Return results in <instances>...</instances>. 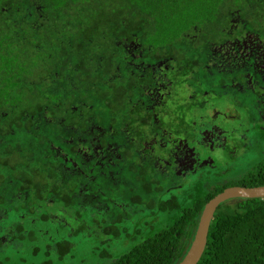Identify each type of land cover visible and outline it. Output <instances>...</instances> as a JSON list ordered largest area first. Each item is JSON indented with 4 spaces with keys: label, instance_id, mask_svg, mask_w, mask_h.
Masks as SVG:
<instances>
[{
    "label": "trees",
    "instance_id": "trees-1",
    "mask_svg": "<svg viewBox=\"0 0 264 264\" xmlns=\"http://www.w3.org/2000/svg\"><path fill=\"white\" fill-rule=\"evenodd\" d=\"M244 42L262 47L260 55L247 48L251 69L264 61V0H0L6 242L17 240L41 264L63 263L73 241L61 230L46 235L56 223L66 228L65 215L77 222L71 236L93 227L118 240L79 263L179 264L208 201L229 187L264 186V158L240 178H197L183 192L172 174L173 146L199 130L196 111L206 119L209 97L227 93L229 80L242 84L241 59L221 50ZM182 86L189 100L173 97ZM96 206L110 211L100 216ZM162 215H170L164 227ZM197 264H264V198L221 203Z\"/></svg>",
    "mask_w": 264,
    "mask_h": 264
},
{
    "label": "rangeland",
    "instance_id": "rangeland-1",
    "mask_svg": "<svg viewBox=\"0 0 264 264\" xmlns=\"http://www.w3.org/2000/svg\"><path fill=\"white\" fill-rule=\"evenodd\" d=\"M222 51L224 52L226 50H221V52ZM225 54H227V52H225ZM256 77L262 78L263 76L256 75ZM254 88H251L250 90L244 92L243 94H239L237 96L238 97L237 101L241 103L239 104V106L233 101V99L228 97V94H222L221 97L218 98L216 97V99L209 97L207 101L211 102L214 109H216V113H219L217 119L213 118L212 110H211L213 109V107H211L208 110L207 115L209 117H206V119L204 120H202L201 116H196L201 112L202 108L196 111L193 118H195L197 124H200V129H201L200 131H203V128L205 127L202 124V122L203 123L208 122L207 119L211 120L212 118V121L215 124H211V125L216 126V128H218V130H221L222 132V138L224 139L223 147L218 149L216 148L214 154L211 151L207 152L208 156H205L204 158L202 156V152L205 151L207 148L205 149L201 145L200 146L196 145L193 148L192 142L182 145V147H180V149L178 150V153L182 152V155L177 157L179 158V162H176L175 166L172 168L173 169L172 174H174L176 177L174 185L179 187L180 186L179 184H183L182 188H180L178 191L183 192L188 188L190 189L196 187V185H199L200 181L197 180V178H200L203 181L206 180L207 183H213L214 181H219L223 177H225L228 181L235 180L237 178H240L254 164H256L257 162H259L261 159L264 158V105L263 108L260 109L263 111V114L261 115L262 116L261 119L259 118L260 114L258 110L261 102H264V97H263L264 95L262 97L255 98V95L253 94L255 91ZM177 91H178L177 94L173 95V97H177L175 100H179L183 98L189 100V97L187 95L189 92L187 91V88L185 86H182V88ZM255 100H257L256 102H258V104H256V106L254 104L252 107L251 103H253V101ZM208 106L209 104H207L205 108H208ZM188 116L189 115H187V117ZM168 119H169V115L167 114L163 115V121L168 122ZM235 145H237L238 147L236 146L234 148ZM185 149H187L188 155L184 153ZM194 152H199L201 154V156L199 155L200 157H198V160L200 161V163L197 162L199 163L198 165H194L195 160H194V156L192 155ZM183 166L187 167V169L184 170V175L182 176L181 171L183 170ZM191 168L194 170V172H191ZM203 172L206 174L208 173L209 177L205 178L204 177L205 174ZM216 172L217 173L220 172L221 175L218 177H213V175L211 176V174L214 173L216 174ZM101 207L102 208H98L96 206V208H98L96 209V213H98L100 216L105 215L106 213H108V211H110V209L107 206L106 207L101 206ZM93 208H94V204L91 206L88 205L89 210L90 209L92 210ZM82 210L85 216L87 213H90V211H87V208L86 209L83 208ZM60 216L61 214L58 215V219L61 218ZM62 216L66 219L65 222L66 228L62 229L60 227L61 225L59 223H56L52 225L53 231H50V235H46V237L48 238L52 237V239H55L59 237L58 235L59 232L58 233L56 232L54 234V230L55 231L61 230L63 236L66 239L73 241V244L75 245V248L73 250L74 256L71 259H68L67 257V259H65L63 263L60 262V264H87L85 262L79 263V260L82 257V253L84 252L86 253L88 250H91L94 246H99V245L100 246L109 245L111 247L117 246L116 241L118 240L114 241L115 239L106 235L103 232V229L96 230L97 228L95 229L93 227H90L89 230L84 232V235L82 234L77 236L69 235L68 230L70 229L73 230V228L75 229V227L77 226L76 225L77 222L71 220L69 217H66L65 215ZM162 216L163 218L160 219H162L164 225H162L161 227H164L169 223L170 215H162ZM166 220L167 222H165ZM0 237L2 238L0 239L1 242L5 244L2 249V252L0 253V264H41L42 263V259L31 256L29 251L24 249L17 240L16 241L8 240L6 242L7 240L6 235L2 233V230H0ZM110 238H112V241H109ZM39 241H40L39 244L43 245L42 243L43 239L41 238ZM128 247L130 246L127 245V248ZM125 248H126L125 246L120 247L118 248V251L121 253L125 250ZM23 259L25 260V262H23Z\"/></svg>",
    "mask_w": 264,
    "mask_h": 264
},
{
    "label": "flooded vegetation",
    "instance_id": "flooded-vegetation-1",
    "mask_svg": "<svg viewBox=\"0 0 264 264\" xmlns=\"http://www.w3.org/2000/svg\"><path fill=\"white\" fill-rule=\"evenodd\" d=\"M236 48H237L236 51H229V52L227 51V54H228L227 56L225 54V51L224 52L222 51L221 54H222V58L228 57L231 62L236 61L237 59L239 61L241 59V62H240L241 71H240V73L244 74L243 75L244 78L242 79V84L238 85L237 83H234L233 81L229 80V81L226 82L227 84L224 85V88L225 87L228 88V89H226V91H227L228 94H230V98L233 99V101L236 104L239 105L241 103L237 101V98H238L237 96L239 94H243L244 92L250 90L251 88H254L255 86H256L254 88L255 91L253 93L255 95V98L256 97H262L264 95V81H263L264 80V61L251 63L252 66H251V69H250L249 68V63H247L248 60H249L248 55H251V56H253V55L248 49H254L256 51H259L260 52L259 55H260L261 52H262V47H260V48L259 47H255V46L253 47L252 45H250V42H244V45L242 46V48H238V47H236ZM237 54H242L243 56H240V58H238L239 56ZM256 57H258V56L256 55ZM255 61H256V59H255ZM211 64L213 65V67H215V68L217 67L219 69V71H218L219 73L224 71V69L221 70L219 68L220 67V63H219L218 66L216 65V62H212ZM224 66L225 65L222 64V67H224ZM247 72H249V73H247ZM256 75H262L263 77L262 78H259V77L257 78ZM194 86H196V85H194ZM197 86H198V88H201L199 84ZM236 87L238 89H236ZM214 89H215V87H214ZM216 90L220 91V85H218V84L216 85ZM234 92L236 93L235 97H234ZM227 93L225 92V94H227ZM200 94H201V96H205V94H208V93H207V91H205V92L202 91ZM256 101L257 100H255V101H253V103H251L252 107H253L254 104H255V106H256V104H258V102H256ZM263 105H264V102H261L260 107L258 108L259 114H260V117H259L260 119L262 118L261 115L263 114V111L260 110V109L263 108ZM211 110H212L213 118L217 119L218 116H219V113H216V109H214V107ZM206 112H208V111H206ZM209 122H211V123H209ZM209 122H204V123L202 122V124L205 126L203 128V131H200L201 130L200 129V124H198L199 130L197 131L195 137L191 140L193 148L196 145L197 146L201 145L205 149L207 148L205 151L202 152V156L204 158H205V156H208L207 152L211 151L214 154V151H216V148L217 149L218 148H222L223 147V141H224V139L222 138L221 130H218V128H216V126L211 125V124H215L212 121V118H211V120ZM220 138H221V140H220ZM199 139H201V140H199ZM173 148L175 149V151L172 153V157L175 158V161H173V163H174L173 167H174L175 163L179 162V158H177V157L182 155V152L178 153V150L180 149V146H178V147L177 146H173ZM184 153L188 155L187 149H185ZM192 155L194 156V160H195L194 161L195 162L194 165H198L200 163V161L198 160V157H200L201 154L199 152H194ZM197 162H199V163H197ZM196 168H197V166H196ZM186 169H187V167L183 166V170L181 171L182 176L184 175V170H186ZM191 172H194V170L192 168H191ZM220 175H221L220 172H218V173L216 172V174L214 173L213 177H218ZM222 181L225 182V181H228V180L225 177H223L219 181H216V183L222 182Z\"/></svg>",
    "mask_w": 264,
    "mask_h": 264
},
{
    "label": "water",
    "instance_id": "water-1",
    "mask_svg": "<svg viewBox=\"0 0 264 264\" xmlns=\"http://www.w3.org/2000/svg\"><path fill=\"white\" fill-rule=\"evenodd\" d=\"M264 198V186L255 188L229 187L204 206L191 244L179 264H197L207 242L208 230L217 207L230 199Z\"/></svg>",
    "mask_w": 264,
    "mask_h": 264
},
{
    "label": "clouds",
    "instance_id": "clouds-1",
    "mask_svg": "<svg viewBox=\"0 0 264 264\" xmlns=\"http://www.w3.org/2000/svg\"><path fill=\"white\" fill-rule=\"evenodd\" d=\"M194 237V236H193ZM193 240V239H192Z\"/></svg>",
    "mask_w": 264,
    "mask_h": 264
}]
</instances>
